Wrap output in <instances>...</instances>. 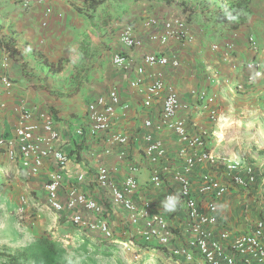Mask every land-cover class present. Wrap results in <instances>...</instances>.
<instances>
[{
	"label": "crops",
	"instance_id": "crops-1",
	"mask_svg": "<svg viewBox=\"0 0 264 264\" xmlns=\"http://www.w3.org/2000/svg\"><path fill=\"white\" fill-rule=\"evenodd\" d=\"M72 1L75 0H50L53 14L45 20L47 25H43L45 18L38 5L25 10L12 0H0V4L4 3L0 5L1 11H7L5 16L0 17V56L4 55L7 48L11 55L8 68L0 73L5 72L15 81L9 93H2L0 90V132L12 133L16 125L17 107L25 102L39 111L52 109L58 119L56 129L65 137L67 124L74 116L70 114L75 113L70 108L71 104H79L83 100L87 104L93 94L111 88L118 90L123 102V110L118 117V130L125 132L130 138L126 147V160L117 159L116 153L120 151L117 147L112 148L111 153H105L108 146L102 137L83 143L77 147L79 163L75 166L70 164L67 171L72 175L76 172L85 173L86 182L77 184L70 177L63 179L59 197L65 203L67 192L77 188L103 207L115 233H118L116 226L123 228L129 225V229L133 231L126 213L113 206L108 194L96 186L95 173L97 167L103 165L110 170L112 181L117 184L126 176L134 174L140 190H143L141 198H135V202L140 205L142 199L148 200L152 191L146 185L153 168L142 155L144 142L141 138L148 131L167 150L166 165L169 171L164 176V190H175L171 176L182 170L183 161L178 156L182 145L166 128H143V121L147 119L154 126L160 120L161 98L154 99L152 105L145 108V93L142 90L150 82V78L159 76L166 87L176 93L181 105L178 116L184 120L190 133L208 130V151L230 159L244 156L260 171L261 176L254 186L236 188L229 185L231 191L228 189L222 198L216 200L219 224L212 228L216 237L221 230H228L232 235L251 232L256 222L264 221V72L262 77L252 79L253 71L247 69L245 63L253 61L264 64V0H175V4L161 5L160 11L155 10L151 17L160 20L188 17L187 34L182 46L175 42L170 44V49L180 59V67L174 70L145 66L143 83L137 90L128 86L125 73L113 68L110 54L113 51L127 54L133 61L134 69L140 65L142 55L157 51L159 46L146 42L142 49L130 50L119 41V37L107 42L105 37L91 36L87 21L79 15ZM141 13H130L125 22L131 23L136 37L144 39L141 30L145 18H141ZM250 37L257 42V52L251 48ZM227 42L232 44L229 56L223 51ZM214 44L220 46V49L213 50ZM109 46L111 52H107ZM40 55L49 63L61 61V68L50 71L43 64L37 68L34 63ZM29 68L33 70L28 73ZM81 69L82 73L79 72ZM79 74L85 77L82 83V79L77 78ZM235 84H241L245 89L237 91ZM201 89H206L214 99L209 107L199 106L194 98L196 91ZM76 91L86 94H81L79 100V96L70 93ZM86 104L75 114H83ZM211 109L216 111L215 121L209 119ZM65 139L67 138L62 140L66 141ZM131 167L136 168V172L133 173ZM210 167L218 169L217 165ZM11 169L17 176H14L17 180L14 183L16 197L19 198L17 201L20 203L26 197V189L35 188L34 185L38 189L40 179L52 174L55 168L51 160H45L40 171L42 176L30 181L22 178L0 152V177L6 179L7 170ZM200 173L196 168L190 174L192 184H197L194 177ZM207 173L223 181L222 173ZM6 197L8 199L7 195ZM6 201L8 207L10 201ZM152 204L155 205L153 209L156 212L164 214L175 226L185 220L181 204L171 212L166 211L160 203ZM21 208L20 206L19 209ZM60 214L65 218L67 213ZM65 222L62 224L70 223L69 216ZM231 242L232 239H229L225 245Z\"/></svg>",
	"mask_w": 264,
	"mask_h": 264
},
{
	"label": "built area",
	"instance_id": "built-area-1",
	"mask_svg": "<svg viewBox=\"0 0 264 264\" xmlns=\"http://www.w3.org/2000/svg\"><path fill=\"white\" fill-rule=\"evenodd\" d=\"M20 8L28 10L38 5L42 10L44 22L52 14L53 9L50 0H12ZM187 16L169 19H157L146 17L141 34L144 37L135 36L134 29L130 25L124 26L119 34V41L130 50H140L148 42L157 45L158 50L142 55L140 65L132 69L131 58L120 51H113L110 61L114 69L125 73L127 84L132 89H139L143 83L145 66L154 69H178L180 59L170 49L171 42L183 44L187 34ZM249 43L254 52L258 51V45L253 37ZM1 48V46H0ZM213 50H219L220 46L214 44ZM232 44L225 43L223 51L227 56L231 54ZM9 66L8 53L0 56V71ZM245 67L253 71L252 79L262 77L264 64L253 61L246 62ZM14 80L5 72L0 73V90L9 93L14 85ZM237 91L245 89L241 84H235ZM145 93L143 106L148 108L156 98H161L160 120L154 126L149 119L143 121L146 130L166 128L172 137L182 145L178 156L182 159V170L172 176V184L176 186L174 191L164 190V176L168 173L166 165L167 150L163 143L153 136L152 132L142 135L144 145L142 155L152 166L147 180V189L152 191L148 200H141L140 205L135 198H141L140 185L135 175L126 176L120 183H114L111 172L107 167H97L95 173L96 186L104 190L113 206L120 208L126 214V218L133 228L134 234L144 244V248L161 247L179 264H261L264 262V221L256 222L251 232L232 235L228 230H221L216 237L213 226L219 224L217 216L216 200L222 198L228 191L226 183L209 174H196L192 184L190 174L202 164L220 165L223 168L224 179L229 185L249 188L254 186L261 174L257 166L248 158L235 157L233 159L218 156L208 151L207 142L209 132L206 129L191 134L184 120L178 113L181 110L176 93L167 88L159 76L154 75L150 82L142 89ZM194 98L201 107H209L214 99L208 95L206 89L196 91ZM0 103V107H1ZM123 110V102L118 90L111 88L98 92L89 97L84 113L73 118L67 124L65 137L56 129L58 119L52 109L39 111L27 103L22 102L17 107L16 125L12 133L0 132V152L6 156L7 162L28 180L41 177V169L45 160L49 159L54 164V172L48 174L46 181L40 179L46 197L47 206L56 214L66 212L70 222L100 235L103 239L120 243L126 250L134 246L132 241L121 242L115 238V234L109 225L104 209L90 195L73 188L67 192L66 202L59 197V190L65 178H72L77 184L86 182L85 173L76 172L70 174L67 170L70 164L79 162L77 147L89 140L102 137L108 149L105 153H111L112 148L120 149L116 153L118 160H126V147L130 138L125 132L118 130V117ZM209 119L217 120L216 111L209 110ZM73 147V148H72ZM134 173L136 168L131 167ZM72 175V177H71ZM143 191V190H142ZM171 195H178L184 208L185 220H181L175 226L164 214L156 212L152 202L162 205V202ZM158 197V199H156ZM151 198V199H149ZM25 201L24 198L21 199ZM178 207V206H177ZM176 207V208H177ZM88 213V214H86ZM232 239L229 245L225 243ZM137 259V256H135Z\"/></svg>",
	"mask_w": 264,
	"mask_h": 264
},
{
	"label": "rangeland",
	"instance_id": "rangeland-1",
	"mask_svg": "<svg viewBox=\"0 0 264 264\" xmlns=\"http://www.w3.org/2000/svg\"><path fill=\"white\" fill-rule=\"evenodd\" d=\"M79 15L87 21V27L90 29L91 36L95 38H106L107 42L119 37L121 30L130 22H125L126 16L137 12L142 14V19L147 16H154L155 10L160 11L159 7L163 4H175V0H75L72 1ZM4 4V3H3ZM0 4V5H3ZM7 11H1L0 17L5 16ZM146 16V17H144ZM104 28V29H103ZM134 29V28H133ZM8 49V48H7ZM6 49V50H7ZM9 50L6 52L8 53ZM111 47H107V52H111ZM111 55V54H110ZM9 58L11 55L8 53ZM37 63V64H36ZM48 67L50 71L61 68V61L49 63L43 56L36 58L34 65L37 68ZM25 66V64H23ZM27 67V65L25 66ZM27 72L32 71L29 68ZM82 69L79 71L82 73ZM35 76V75H34ZM77 77V76H76ZM81 83L85 80L84 76L77 77ZM79 96L83 92H70ZM86 92L83 94V96ZM86 99V97H85ZM86 102L80 101L79 104H71L70 108L74 112H79ZM85 107V106H84ZM72 118H76L78 115ZM210 164H202L197 167V172L209 174L212 171L217 175L222 173L223 183L229 184L224 179L223 168L217 165L218 169H212ZM222 170V171H221ZM13 170H7L6 179L0 177V252L6 254H15L27 250L35 252L40 247V240H47L54 243L59 249L57 264H179L167 253V250L161 247L144 248V244L138 239L133 231L126 227L116 226L117 232L112 230L115 238L121 242L132 241L134 246L131 250H126L120 243L110 242L103 239L100 235L89 232L78 226L62 223L68 219L62 214H55L46 204V197L41 183L36 188L26 189L25 201L20 203L16 197V182ZM212 176V175H211ZM218 179L217 177H214ZM219 180V179H218ZM28 181V180H27ZM30 181H34L30 179ZM46 178L42 180L45 182ZM225 181V182H224ZM41 182V181H40ZM229 189V187H228ZM40 190V191H39ZM229 191H231L229 189ZM239 193V192H237ZM8 196V199L6 197ZM6 198V199H5ZM5 199V200H4ZM10 201L7 207V201ZM6 204V205H5ZM22 207L21 209L20 206ZM254 205V204H253ZM57 215V217H56ZM107 214H105L106 217ZM108 218V217H107ZM66 223V222H65ZM68 227L70 229H64ZM61 228V229H60ZM137 256V259H135ZM6 258L0 256V264Z\"/></svg>",
	"mask_w": 264,
	"mask_h": 264
},
{
	"label": "trees",
	"instance_id": "trees-1",
	"mask_svg": "<svg viewBox=\"0 0 264 264\" xmlns=\"http://www.w3.org/2000/svg\"><path fill=\"white\" fill-rule=\"evenodd\" d=\"M59 249L54 243L40 240V247L35 252L23 250L15 254L0 252V256L6 258L1 264H55L59 257Z\"/></svg>",
	"mask_w": 264,
	"mask_h": 264
},
{
	"label": "clouds",
	"instance_id": "clouds-1",
	"mask_svg": "<svg viewBox=\"0 0 264 264\" xmlns=\"http://www.w3.org/2000/svg\"><path fill=\"white\" fill-rule=\"evenodd\" d=\"M179 203L180 197L178 195H171L167 197L165 201L162 202V207L166 211L171 212L176 210V207L179 205Z\"/></svg>",
	"mask_w": 264,
	"mask_h": 264
}]
</instances>
